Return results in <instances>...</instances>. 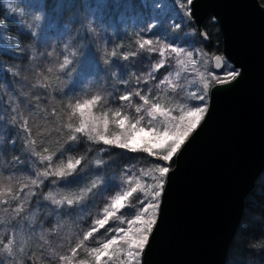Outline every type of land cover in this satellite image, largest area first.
<instances>
[{"label": "trees", "instance_id": "trees-1", "mask_svg": "<svg viewBox=\"0 0 264 264\" xmlns=\"http://www.w3.org/2000/svg\"><path fill=\"white\" fill-rule=\"evenodd\" d=\"M3 2L0 0V67L5 36L17 37L20 45L14 51L21 48L26 57L10 68L12 73L0 75V264H16L13 237L19 230L26 245L19 264H62V232H57V224L50 223L51 214L60 212L64 221L76 207L75 202L56 206L45 199L48 193L53 192L57 199L80 196L76 190L81 182L98 181L97 190L83 197L87 208L80 227H84L99 216L117 191L120 175L133 165L151 161L142 151L91 141L84 134L76 133L78 139H70L77 118L72 105L82 97L78 90L84 80H95L84 97L121 105L125 100L120 98L126 93L136 96L135 89L152 94L162 78L175 69L174 45L197 47L214 55L221 52V37L212 17L203 22L205 35L200 37L191 17L173 0H29L36 26L40 24L37 34L22 30ZM260 2L264 5V0ZM144 40L152 43L141 49ZM162 57L163 66L154 68ZM66 58L70 63L62 68ZM229 69L232 74L227 76L219 75L223 68L216 72L210 86L230 79L236 70L232 66ZM42 156H52V160H42ZM79 156H86L87 163L78 174L67 178L38 176L54 170L62 161L66 163L69 157ZM29 157L36 163L33 170ZM97 159L103 163L97 165ZM167 165H173V158ZM37 179L43 180L39 186L32 184ZM50 183L53 190L47 188ZM26 184L33 190L30 198L22 199ZM130 208L125 205L120 213L126 217ZM32 211L35 218L30 225ZM41 221L44 223L36 226ZM72 239L78 248H84L91 244L92 236L84 241L80 231ZM225 264H264V170L246 196Z\"/></svg>", "mask_w": 264, "mask_h": 264}, {"label": "water", "instance_id": "water-1", "mask_svg": "<svg viewBox=\"0 0 264 264\" xmlns=\"http://www.w3.org/2000/svg\"><path fill=\"white\" fill-rule=\"evenodd\" d=\"M189 11L200 37L208 17L218 26L213 70L226 60L237 72L209 87L203 120L173 156L140 264H225L246 196L264 170V5L192 0Z\"/></svg>", "mask_w": 264, "mask_h": 264}, {"label": "rangeland", "instance_id": "rangeland-1", "mask_svg": "<svg viewBox=\"0 0 264 264\" xmlns=\"http://www.w3.org/2000/svg\"><path fill=\"white\" fill-rule=\"evenodd\" d=\"M173 1L176 5L181 6L183 12H187V13L189 12V4L186 2V0H173ZM3 3L4 6L8 9V11L12 13L14 17H16V19L18 20V25L21 27L22 30L24 31L27 30L31 34H37L36 29H38L40 24L38 23L36 26L37 17H35L32 14V6L29 4V0H4ZM16 40L17 37L13 38V37L5 36L3 38L4 41L3 46H4L5 54H3L4 62L0 67L1 76H3V74L7 71H10L12 73L13 71H11L10 68L13 67V65L19 64V62H21V58L26 57L24 50H22L21 48L19 51L20 53L14 51L15 49H18L17 46L20 45L19 41ZM174 47L177 49H182V51L179 54H177L175 69L171 73L165 75V77H168L171 83H168L167 81L165 83H161V81L164 80L165 78L163 77L162 80L154 87L152 94L148 95L147 92L145 91L141 92L138 91V89H135L134 92L135 93L140 92L141 95L148 97L149 104L144 105L145 108L150 107L152 103H158L161 106V111H170V115L175 117L178 116L179 114L177 105L189 104V105L201 106V107L207 106L208 90L210 87L209 80L212 77L217 76V74H215L217 71H214L212 67L213 54L209 55L207 52H204L197 47L188 48L185 45H174ZM189 53L191 54L190 56ZM218 54H221V52ZM161 61H163V57L160 59L158 64ZM181 61H183L184 63L181 64ZM229 65L232 66L230 62L224 60L223 66L225 67H222L224 71L219 75L227 76L229 74H232L230 72ZM154 68H156V65L154 66ZM94 81L95 80L91 78L84 80L83 84L80 87L81 90L80 89L78 90L80 91V94L82 93V97L80 99H77L74 105H72L73 112L77 114L76 124H75L76 127L80 126L83 117H81L79 110L74 111V106L78 103L84 104L85 101H91L94 98V97L83 96L85 95L84 93L89 92L93 88V85L95 83ZM205 83L208 84V88L206 90L203 87ZM10 92L12 96H15L13 89H11ZM190 93H196L197 95H204L205 99L192 100L189 97ZM128 94L131 93L128 92L125 95ZM119 104L120 102L116 104L115 102L110 100L108 101L106 100L105 103L101 104L97 100L95 104L90 106L92 115L98 118V120L102 118L105 113L108 114L107 119L109 123L107 130L105 131L103 128L102 120H100L99 130L109 138L120 136L124 131L119 128L118 124L115 122V119L112 116V113L115 112L117 109L121 111L122 115H127L130 118L131 123H135V120L132 119L133 116L143 115V112L139 114L135 112V108L137 106L144 104V102L140 99L139 96L134 97L131 94L130 101L125 100L124 102L121 103V105ZM156 116L157 119L162 118L159 112L156 114ZM148 119L149 117L145 116V119L141 121V124L138 126H144L147 131L146 126ZM144 153L149 155V157H151V161L149 162V164L142 163V164L133 165L126 174L120 175L121 181L118 185L117 191L109 199V202L100 210L99 216L93 219L91 218L92 220L88 225L84 227H80L82 226L81 219L83 217L82 216L83 213L85 212L84 209L87 208V204H86L87 201L83 200V198L79 199L78 202H75L74 207H76V209L74 211V214L69 216L68 218H65L64 221H62L63 217L60 214V212L56 210L52 212L50 223L57 224L56 227L57 232L59 233L62 232L60 234L61 235L60 244L63 245V246L61 245V249H60V251L63 252L62 264H120L121 261L126 259L124 253L126 244L124 243L123 240H119V238L117 244L110 245V248L107 250L108 255L102 256L99 262L96 261L95 259L96 254L93 253L91 250L94 248L101 247L103 243L107 242L108 240H111L113 236H117L115 229L122 228L124 231L120 232L119 236H123L124 232L129 231L130 228L134 229L135 227L139 226L137 224L130 223L131 221L135 220V216L138 214L139 209L143 207V205L140 203V199H142L143 193L141 191V188L138 187V185L146 187L148 184L156 183V180L152 177L158 175V173L153 172L152 177L145 175L146 172L154 168L155 164L161 163L168 166L167 165L168 162L160 161L158 159V156L150 155L146 152ZM28 163L31 164L30 169L33 170L34 167H36V163H34L33 157H29ZM168 167L170 168V166ZM91 184L92 182H90L89 184L83 181L80 183L79 189L76 191L78 193H81L82 190L90 187ZM47 188L49 190H53L51 183L47 185ZM101 188L102 186H100V189ZM132 188H136L137 190L133 192L131 196H128L123 201L124 206L128 205L131 207L128 210L127 212L128 214L126 217H124L123 214L120 213V210L124 207L123 206L122 208L116 210L114 213L115 217H117L118 219L109 217L107 223L103 227V231L100 230L101 228H98L97 231L93 232L91 244H86L84 248H78L77 244H73L74 238L72 239V237L74 235H77L81 231L84 237V235L88 231L92 230L94 221L104 218V208L111 205L114 198L122 195L126 191H130ZM32 190H33V186L30 184H26L23 191L21 192V198L22 199L30 198V193ZM94 190L97 189L94 188ZM60 191L57 193H61ZM77 197L79 196L70 195V197L68 198L76 200ZM138 197L139 199L137 200L136 198ZM62 198L63 197H59V199ZM131 198L133 201L136 200L135 204L133 201L130 200ZM65 204L67 205V203ZM33 205L34 207H36L37 202H34ZM60 205L61 204L56 206H60ZM30 214L31 216L28 224L32 225V220L35 218V212L32 211ZM43 223L44 222L41 221L40 223L36 224V226L37 225L39 226V224L41 226ZM110 228L113 229V231L109 232L108 229ZM13 239H14V245H13L14 250L12 252H14L15 255V256L13 255V260L14 263L19 264L22 258L21 256L26 246L24 245L25 237L24 234L19 230L17 231ZM117 248L120 249L119 252L116 251ZM73 250H75V254H73ZM109 257H111V259Z\"/></svg>", "mask_w": 264, "mask_h": 264}, {"label": "snow or ice", "instance_id": "snow-or-ice-1", "mask_svg": "<svg viewBox=\"0 0 264 264\" xmlns=\"http://www.w3.org/2000/svg\"><path fill=\"white\" fill-rule=\"evenodd\" d=\"M186 2L191 4L192 0H186ZM187 14L191 15L190 11ZM175 26L179 27L180 25L176 24ZM151 43L152 42L150 40H144L139 47L143 49L145 45ZM171 51L179 54L182 49L171 48ZM113 55H116V53H113ZM161 55H163V50H161ZM190 55L191 54L189 53V56ZM124 59H128V56L125 55ZM217 60H219V57H217ZM69 63L70 61L66 58L61 67L63 68ZM183 63L184 62L181 61V64ZM162 66L163 61L157 64L156 68L158 69ZM166 81L171 83L168 77H165L161 83H165ZM203 87L206 90L208 88V84L205 83ZM135 95L139 96L144 102L143 105H139L135 108V112L137 114L143 112V115L132 117V119L135 120V123H131L130 118L127 115H122L119 109L112 113V116L119 128L124 130L122 135L109 138L99 130L100 120H102L104 130H107L109 123L107 119L108 114L105 113L99 120L92 115L90 106L95 104V102L100 99L99 97H94L91 101H85L84 104L78 103L74 106V111L79 110L83 119L81 120L80 126L74 129L70 139H78L75 134L80 133L86 135L88 140L91 141L102 142L105 145H114L121 149H127L133 152L143 151L150 155L158 156L160 161H171L173 156L181 150L187 138L199 127L206 112V107L180 104L177 105L179 114L174 117L170 115V111H161V106L158 103H152L150 107L145 108L144 105L149 104L148 97L141 95L140 92H136ZM189 97L192 100L205 99L204 95H197L196 93H190ZM121 99L130 101L131 94L124 95ZM158 112L162 117L161 119H157L156 114ZM145 116L149 117L146 126L147 131L144 126H138L141 124V121L145 119ZM72 127L73 126L71 124L68 125L69 129H72ZM104 150L106 149H101V151ZM41 159L51 161L52 156H42ZM86 163V156L69 157L66 163L62 161L54 170H45L44 172L39 173L38 176L45 178L48 176L60 178L71 177L74 174H78L79 171H82L83 167L86 166ZM102 163V160H96L97 165ZM153 172L158 173V175L152 177ZM168 172V166L157 163L153 169L145 173L146 176L154 178L156 183L148 184L146 187L138 185L143 193V197L140 199V203L143 207L139 209L138 214L135 216V220L130 223L137 224L139 226L134 229L130 228L129 231L124 232L123 236H119V233L124 231L122 228L115 229L117 236H113L111 240L103 243L101 247L91 250L96 254L95 259L97 262L101 260L102 256L108 255L107 250L110 248V245L117 244L119 238V240H123L126 244V248L124 249L126 259L121 261L120 264H140L141 254L148 243L149 234L152 232L153 226L156 223V214L159 209V197L163 189L164 178ZM42 183L43 180L39 179L32 181V184L37 186ZM52 183H56V181L53 180ZM97 184L98 181H93L90 187L82 190L80 196L77 197L75 201L67 196L62 199H57L53 192H49L45 199L51 200L53 204L57 205L62 203L72 205L74 202H78L79 199H82L88 193L92 192V190L97 187ZM136 190V188H132L130 191H126L122 195L114 198L112 204L104 208V218L94 221L92 230L88 231L84 235L83 240L87 241L89 237L93 235V232L97 231L98 228H103L109 217L118 219L114 215L115 211L122 208L124 206L123 201L128 196H131ZM17 211H19V209ZM108 231L111 232L113 229L110 228ZM116 251L119 252L120 249L117 248ZM73 254H75V250H73ZM109 258L111 259V257Z\"/></svg>", "mask_w": 264, "mask_h": 264}]
</instances>
